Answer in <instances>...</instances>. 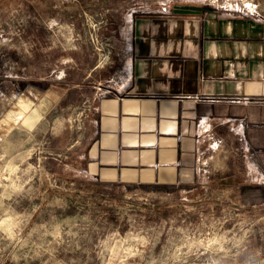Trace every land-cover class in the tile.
I'll return each mask as SVG.
<instances>
[{
  "label": "rangeland",
  "instance_id": "374dc122",
  "mask_svg": "<svg viewBox=\"0 0 264 264\" xmlns=\"http://www.w3.org/2000/svg\"><path fill=\"white\" fill-rule=\"evenodd\" d=\"M166 1L0 0V264H264V205L104 182L77 156L130 15ZM206 1L264 20V0Z\"/></svg>",
  "mask_w": 264,
  "mask_h": 264
},
{
  "label": "crops",
  "instance_id": "0c3cea01",
  "mask_svg": "<svg viewBox=\"0 0 264 264\" xmlns=\"http://www.w3.org/2000/svg\"><path fill=\"white\" fill-rule=\"evenodd\" d=\"M77 154L104 182L227 187L264 205V20L206 0L130 15ZM247 197V199H246Z\"/></svg>",
  "mask_w": 264,
  "mask_h": 264
},
{
  "label": "bare ground",
  "instance_id": "6f19581e",
  "mask_svg": "<svg viewBox=\"0 0 264 264\" xmlns=\"http://www.w3.org/2000/svg\"><path fill=\"white\" fill-rule=\"evenodd\" d=\"M32 105V104H31ZM11 108V107H10ZM11 119V118H10ZM24 121V120H23ZM18 122V121H17Z\"/></svg>",
  "mask_w": 264,
  "mask_h": 264
}]
</instances>
